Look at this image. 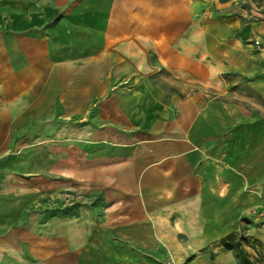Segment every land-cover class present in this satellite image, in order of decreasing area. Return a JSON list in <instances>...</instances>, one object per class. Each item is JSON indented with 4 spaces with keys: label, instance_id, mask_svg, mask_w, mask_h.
Segmentation results:
<instances>
[{
    "label": "crops",
    "instance_id": "0c3cea01",
    "mask_svg": "<svg viewBox=\"0 0 264 264\" xmlns=\"http://www.w3.org/2000/svg\"><path fill=\"white\" fill-rule=\"evenodd\" d=\"M242 1L0 0V264L264 248V21Z\"/></svg>",
    "mask_w": 264,
    "mask_h": 264
},
{
    "label": "trees",
    "instance_id": "16d2710c",
    "mask_svg": "<svg viewBox=\"0 0 264 264\" xmlns=\"http://www.w3.org/2000/svg\"><path fill=\"white\" fill-rule=\"evenodd\" d=\"M256 238L244 234V232H237L227 236L223 243L234 250L237 264H262L261 260L251 257L247 246H254ZM264 264V263H263Z\"/></svg>",
    "mask_w": 264,
    "mask_h": 264
},
{
    "label": "rangeland",
    "instance_id": "374dc122",
    "mask_svg": "<svg viewBox=\"0 0 264 264\" xmlns=\"http://www.w3.org/2000/svg\"><path fill=\"white\" fill-rule=\"evenodd\" d=\"M242 2L246 5L247 8H249L248 9L249 13H248V15H246L247 18H249L250 20L255 21V22L256 21H261V22L264 21V5L263 4L255 3V2L253 3L252 0H243ZM250 9L256 10V13L251 12ZM260 45H261L260 46L261 49H264V42L263 41L260 42ZM256 244L259 246V250L256 253L251 252V251H249V252H250L252 258L261 260V262L263 264L264 263V248L261 247V244L258 242V240L254 242V246H256ZM254 246L249 245V246H247V248L248 247H254ZM248 250H249V248H248Z\"/></svg>",
    "mask_w": 264,
    "mask_h": 264
},
{
    "label": "built area",
    "instance_id": "2783aa9c",
    "mask_svg": "<svg viewBox=\"0 0 264 264\" xmlns=\"http://www.w3.org/2000/svg\"><path fill=\"white\" fill-rule=\"evenodd\" d=\"M256 44H259V40L255 41ZM166 264H171L170 262L166 263Z\"/></svg>",
    "mask_w": 264,
    "mask_h": 264
}]
</instances>
